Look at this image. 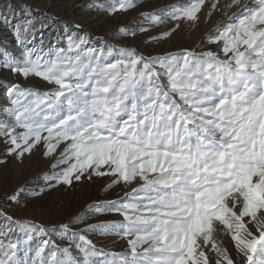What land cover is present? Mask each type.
Listing matches in <instances>:
<instances>
[{
    "label": "snow or ice",
    "instance_id": "6c2138e0",
    "mask_svg": "<svg viewBox=\"0 0 264 264\" xmlns=\"http://www.w3.org/2000/svg\"><path fill=\"white\" fill-rule=\"evenodd\" d=\"M249 2L255 7L245 3L239 14L229 17L231 23L215 29L214 40L209 37L212 43L223 41L225 60L188 50L153 59L130 53L123 74L113 71L121 65L112 64L95 81L96 68L70 59L41 65L37 57L23 66L7 65L25 77L35 75L59 86L45 93L9 89L10 95L35 97L22 110H10L26 131L18 137L12 134L14 126L11 131L2 126L0 135L6 133V142L15 146L10 152L21 148L18 140L27 145L18 155L31 152L46 132V154L70 141L58 164L75 158L58 174L60 182L70 184L76 173L79 180L89 169L98 176L117 177L113 183L138 177L144 181L142 189L150 194L138 199L147 203L123 204L128 224L112 226L125 235L143 233L129 240L131 256L123 264H234L224 236H230L245 264H264V0ZM203 4L189 0L172 18L195 22ZM236 5L240 0H231L223 14ZM161 75L168 78L166 88L159 82ZM105 165L109 171H100ZM141 207L136 216L124 211ZM6 220L20 224L11 217ZM4 228L0 235L13 231ZM16 248L13 241H0L5 257L0 264H33L27 250L25 260L14 259ZM81 251L86 253L82 264H90L88 250ZM96 251L91 246V254ZM43 252L44 247L35 250V264H41Z\"/></svg>",
    "mask_w": 264,
    "mask_h": 264
},
{
    "label": "rangeland",
    "instance_id": "374dc122",
    "mask_svg": "<svg viewBox=\"0 0 264 264\" xmlns=\"http://www.w3.org/2000/svg\"><path fill=\"white\" fill-rule=\"evenodd\" d=\"M214 2L204 0L197 21L189 22L172 18V13H179L189 5V0H0V91H4L5 96L2 106L5 118L0 120V131L4 130V125L8 126V131L14 126L12 134L18 137L26 131L18 126L10 110H22L35 99L32 96L10 95V88L19 86L20 90L45 93L56 91L59 87L35 75L25 77L7 65L23 66L26 60L35 62L37 57L41 65L58 60L67 63L70 59L73 63L96 68L97 72L93 75L95 81L102 77L100 70L112 64L121 65L113 71L123 74L125 69L122 65L129 63L130 53L136 58L153 59L188 50L197 56L211 52L221 60L227 59L223 51L219 54L216 47H223V41L212 43L209 37L214 40L215 29L231 23L229 17L239 14L245 3L249 7L255 5L249 0H240V5L228 9L227 15H224L225 5L231 0H219L216 9L212 10ZM219 11L221 14L218 17ZM215 16L221 21L218 25L210 24L216 21ZM207 25L212 27L203 35ZM169 32L171 35L165 37L164 34ZM47 34L54 44L50 49L44 46ZM89 37L94 38L95 44H88ZM198 38L201 39L194 46ZM59 40L61 43L58 45ZM139 68L140 65H137V70ZM155 70L164 71L159 66ZM68 82L76 81L69 79ZM159 82L166 88L168 78L161 75ZM18 98L21 101L19 105L14 103ZM173 99L182 103L175 94ZM48 114L51 115L50 110ZM46 135V132L42 133L41 142L22 156L18 153L27 145L18 140L21 148L10 152L15 146L6 142L9 139L6 133L0 135V232L5 231V225L13 229L7 235H0V241L4 245L9 241L16 243L14 259L25 260L27 250V258L33 264L37 260L34 252L39 247H44L39 258L41 264H70L71 260L82 264L86 253L81 249L88 250L90 264H123L131 256L129 240L143 233L125 235L122 229L112 226L128 224L121 212L123 204L147 203L138 199L150 194L142 189L144 181L138 177L131 183H113L117 177L98 176L93 169H89L79 180L75 178L79 175L76 173L71 177L70 184L62 183L58 174L75 163V158H72L67 163L58 164L70 141L60 143L53 153L46 154L47 146L43 140ZM33 142L29 140V144ZM100 171H109L108 165ZM152 175L155 174H150V178ZM124 211L136 216L143 208ZM6 217L20 224L10 223ZM100 226L109 228L105 230ZM85 241H90L97 250L94 255ZM222 241L234 264H245V258L236 251L230 236H224ZM65 249L67 252L63 251ZM141 250L137 249L138 252ZM2 252L3 249H0V259L5 258ZM205 252H208L207 248Z\"/></svg>",
    "mask_w": 264,
    "mask_h": 264
},
{
    "label": "bare ground",
    "instance_id": "6f19581e",
    "mask_svg": "<svg viewBox=\"0 0 264 264\" xmlns=\"http://www.w3.org/2000/svg\"><path fill=\"white\" fill-rule=\"evenodd\" d=\"M244 3V2H243ZM225 9V8H224ZM222 11V10H221ZM221 11H219L218 13H217V15H218V17H219V15L221 14ZM236 11V10H235ZM212 12V11H211ZM214 12V11H213ZM232 12V11H231ZM232 13H234V11L232 12ZM216 15V16H217ZM215 16V17H216ZM221 17V16H220ZM225 19L227 18V17H224ZM224 18H223V20H224ZM218 22H221V21H219L218 20V18L216 17V21L215 22H212V23H210V24H213V25H218ZM210 24H208V25H210ZM206 26V29L204 30L205 32H203V35H205L207 32H208V30L210 29V27H212V25L211 26ZM6 28V27H5ZM10 39V38H9ZM201 38H198V40H196L195 41V44H194V46L195 45H197V43L199 42V40H200ZM51 39H50V35L49 34H47L46 35V39H45V41H44V46H45V48L47 49V48H49L50 49V47L52 46L53 47V45L54 44H52L51 42L52 41H50ZM58 40V39H57ZM88 41V44H90V45H92V44H95V40H94V38L92 37H89L88 39H87ZM57 42V41H56ZM59 43H61V40H59V42H57V44L59 45ZM171 45V44H170ZM171 47V46H170ZM217 47V49L219 50V54H221L222 53V47H220L219 45H217L216 46ZM174 49V48H173ZM167 50H168V48H167ZM177 50V49H176ZM3 92L4 91H0V120L1 119H3V118H5V115H3V112H2V110H3V108H2V106H3V100H4V98H5V96H4V94H3ZM224 238V237H223ZM241 260V259H240ZM241 263V262H240ZM242 264V263H241Z\"/></svg>",
    "mask_w": 264,
    "mask_h": 264
}]
</instances>
